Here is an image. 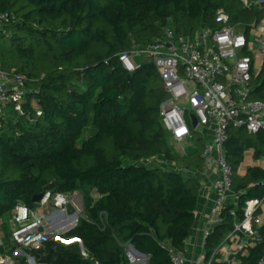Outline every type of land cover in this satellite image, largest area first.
<instances>
[{"label": "trees", "instance_id": "16d2710c", "mask_svg": "<svg viewBox=\"0 0 264 264\" xmlns=\"http://www.w3.org/2000/svg\"><path fill=\"white\" fill-rule=\"evenodd\" d=\"M235 1L0 0V13L9 17L0 26V70L24 76L29 88L19 111L12 103L0 116L3 229L17 205L39 204L36 195L80 192L83 202L62 238L79 240L86 257L76 242L48 241L31 252L37 263L129 264L127 244L148 264H172L169 248L184 252L201 188L202 139L194 152L175 155L159 117L166 95L156 68L144 61L128 74L117 55L151 43L167 25L177 34L216 27L220 8L231 24L260 18L261 10ZM251 87L252 98L264 101V68ZM249 149L254 160L263 157L264 134L231 127L225 155L238 199L206 236L207 256L232 229L228 211L240 220L246 201L264 196V169L237 173ZM258 231L263 242L240 264H257L262 255L264 225ZM4 239L13 264H28L13 256L8 233Z\"/></svg>", "mask_w": 264, "mask_h": 264}, {"label": "built area", "instance_id": "2783aa9c", "mask_svg": "<svg viewBox=\"0 0 264 264\" xmlns=\"http://www.w3.org/2000/svg\"><path fill=\"white\" fill-rule=\"evenodd\" d=\"M238 1L242 8L261 10L260 18L247 24H231L229 15L220 8L214 16L216 27H199L177 34L167 25L151 43L117 55L128 74L137 71L144 61L156 68L166 95L159 109L161 124L182 153L185 152L182 143L192 133L201 136L202 173L213 176L210 190L214 196L213 218L207 221L204 240L222 222L223 209L237 204L238 196L231 191L235 171L225 155L229 130L242 128L250 136L264 134V101L251 96L253 76L264 68V0ZM8 20L6 13H0V26ZM27 91L24 76L0 70V116L12 103L19 111ZM249 152L253 154L251 149ZM252 157L243 155L239 175L247 170L243 162H251ZM256 163L264 169V157ZM58 195H45L37 208L20 204L12 211L7 222L10 246L15 248L13 256L24 257L29 264H40L31 255L32 251H41L48 241L63 243L62 234L67 226L61 219L72 213L75 225L77 205L72 197L59 199ZM228 213L233 218L232 229L208 256L206 253L198 256L192 264L213 261L240 264L241 258L263 242L258 230L264 225V196L246 201L240 220L235 209ZM129 248L131 252V246L125 245V254ZM168 254L172 264L187 262L183 252L169 248ZM7 263L13 261L0 254V264ZM257 264H264V251Z\"/></svg>", "mask_w": 264, "mask_h": 264}, {"label": "crops", "instance_id": "0c3cea01", "mask_svg": "<svg viewBox=\"0 0 264 264\" xmlns=\"http://www.w3.org/2000/svg\"><path fill=\"white\" fill-rule=\"evenodd\" d=\"M171 144L174 145V143L169 139V145L171 146ZM249 150L245 151L244 155H245V157L250 159V156H253V154H251L249 152ZM173 153L177 156H185L187 154L186 152L182 153L181 151H178L177 153H175V152H173ZM256 161H254V159L252 157L251 162L245 160V162H243V165L247 168L253 167V166L257 167ZM172 166H175V165L172 164ZM185 171L187 172L186 169H185ZM196 177L200 183L201 188H200V192H199V196H198L197 208L195 211V221H194V224H193V226L189 232V236L185 241V246H184L183 254H185V256L187 257L186 264H192L193 259H195L198 256L205 254L204 230L207 227V221L211 220L213 218V208H214L213 198H214V196L212 195L211 190H210V185H211L213 176H211L210 173L200 172V173H197ZM72 193H74V192H72ZM72 193L59 194L58 196H59V199H62L63 197L69 198V197H71V195H73ZM60 204H62V200L60 201ZM3 226H4V222L0 218V249L1 250L3 249L2 252H0V254L7 255L6 254L7 249L4 248L7 245V243L5 242V239H4V236H5L4 231L5 230L3 229ZM5 226L7 228L8 234H9L8 222L5 223ZM8 244L10 245L9 240H8Z\"/></svg>", "mask_w": 264, "mask_h": 264}, {"label": "rangeland", "instance_id": "374dc122", "mask_svg": "<svg viewBox=\"0 0 264 264\" xmlns=\"http://www.w3.org/2000/svg\"><path fill=\"white\" fill-rule=\"evenodd\" d=\"M235 6L240 8L241 7V4L239 1H235ZM27 90H29V88L27 87ZM201 136L200 134L198 133H192L191 136L189 138H187V140H185L183 143H182V147L184 148V151L186 153H192L194 152L196 149H197V140L200 139ZM171 149L173 152L177 153L178 151H180V148L178 146H176L175 144H171ZM256 161V160H254ZM152 164L153 166L156 164L160 165L159 161H155L154 163H150ZM73 195H71L72 199L74 200V202L76 203L77 205V210H75V213H76V217L78 219V217H80L82 215V211H83V202H82V196L80 194V192H74L72 193ZM37 207V206H36ZM35 207V208H36ZM47 214V212L44 213V215ZM71 218L73 219L74 217H72V213H68L66 214L61 220H64V223L63 225L64 226H67L66 228V232L68 230H70L73 226H69V222L71 221ZM74 225V224H72ZM5 230V231H4ZM4 232L5 233H8L7 231V228H4ZM76 242L80 249H81V252L82 254L86 257V254L83 253V248L81 247L80 243L78 240L76 239H71V240H64L63 243L65 245H68V244H71V243H74ZM62 243V244H63ZM20 257V256H19ZM126 257L129 261V264H148V257H142L140 255H136L134 252L133 254H131L130 252V248L127 249V253H126ZM9 264V263H8ZM29 264V263H28Z\"/></svg>", "mask_w": 264, "mask_h": 264}, {"label": "water", "instance_id": "95a60500", "mask_svg": "<svg viewBox=\"0 0 264 264\" xmlns=\"http://www.w3.org/2000/svg\"><path fill=\"white\" fill-rule=\"evenodd\" d=\"M128 78L130 79V75H128ZM196 124V120H195V118L193 117V125H195ZM43 194H39V195H36V196H34L33 197V201L34 202H37V203H39L42 199H43ZM69 211L71 212V209H69ZM76 217V216H75ZM76 225V224H75ZM74 225V226H75ZM73 226V227H74ZM72 227V228H73ZM77 240V239H76ZM79 241V240H78ZM79 243H80V245H81V247H82V244H81V242L79 241ZM131 246V245H130ZM131 250L132 251H134L136 254H139V255H141V256H145V255H143V254H141V253H139L138 251H136L132 246H131ZM46 259V256H43L42 258H41V260L42 261H44ZM8 264V263H7Z\"/></svg>", "mask_w": 264, "mask_h": 264}, {"label": "bare ground", "instance_id": "6f19581e", "mask_svg": "<svg viewBox=\"0 0 264 264\" xmlns=\"http://www.w3.org/2000/svg\"><path fill=\"white\" fill-rule=\"evenodd\" d=\"M75 222V218L71 219V221L69 222L70 224L74 223ZM69 224V225H70ZM131 254H133V252L131 251Z\"/></svg>", "mask_w": 264, "mask_h": 264}]
</instances>
